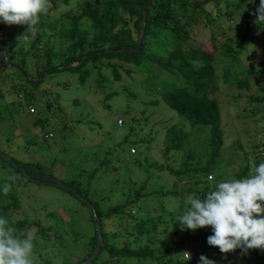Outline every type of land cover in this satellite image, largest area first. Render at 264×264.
I'll return each instance as SVG.
<instances>
[{"label": "trees", "instance_id": "16d2710c", "mask_svg": "<svg viewBox=\"0 0 264 264\" xmlns=\"http://www.w3.org/2000/svg\"><path fill=\"white\" fill-rule=\"evenodd\" d=\"M202 1L79 0L78 5L72 6L70 10L59 12L62 5L70 6L72 0H48V11L42 15L34 34L28 33L26 26L18 25L21 31L19 37L22 39L18 48L24 51V44L28 43L30 51H25L28 57L30 53L39 56L36 62L40 68L38 76L43 71L53 73L59 68H66L79 76L77 83L84 87L94 73L97 84L107 82V76L111 75L108 81L120 85L114 93L124 94L128 102L139 100L143 106L141 114L145 115L148 107L161 104H166L175 112L181 124L169 128L166 133L164 156L169 161H173L174 154L187 148L192 133L205 131L209 138V158L205 167L201 166L198 153H190L187 158L183 156L184 160L176 172L170 168L178 179L172 188L166 191L154 189L145 181L142 187L133 190L130 184L139 174L126 168V155L122 154L126 146H130L129 155L135 157L133 164H130L145 171L147 177L152 176L150 169L160 170L161 167L158 163H149V158H143V152L133 155L136 148L139 149L148 141L146 136L131 140L127 135L104 157L101 155L103 161L93 174L80 169L86 174L84 182L78 181L76 187L66 183L80 197L60 188L83 206L70 209L66 220L61 219L56 212V219V215L49 212L44 217L28 220L29 214L23 210L20 199H14L15 192L11 190V185L19 181L20 175L35 182L32 178L40 172L39 164H24L10 156L24 168L23 172L0 157L14 169L5 183L8 192L0 190V215L9 219L17 229V235H23L28 229L34 232V258H38L35 264H83L90 259L98 242L96 218L101 226L104 245L89 264H187L184 252L191 253L192 259L188 264H201L202 255L216 264H264V250L253 249L246 254L237 250L223 254L207 243L208 237L212 235L210 227L182 231L180 225L174 223L175 217L183 212L186 195L195 193L203 197L217 183L244 178L252 174L259 163L264 162V153L254 160L248 155L238 169L230 170L226 163L221 171L218 170L219 162L228 151L227 146L243 149L236 129L232 128L231 141L227 135L231 129L226 127L221 108V82L235 86V94L231 98L233 103L246 98L251 106L255 105L250 113L252 118L248 119L255 121V129L264 136V130L259 127L260 120L264 121V57L253 66L245 64L242 59L245 51L243 44L258 39L251 33L259 30L263 33L264 30L257 21H253L257 17L259 0ZM249 6L252 11L246 15L241 13ZM0 31L6 55L1 23ZM207 31L209 36L206 38ZM235 31L239 32V44L232 38ZM9 62L20 67L25 78L29 76L24 64L20 66L11 59ZM125 79L131 84H125ZM40 84L36 82L34 87L38 88ZM253 87L262 92V99L253 95L243 96L244 90L251 91ZM143 97L149 101L142 100ZM45 105L49 108V104ZM41 120L47 121L48 118L39 119L37 124ZM129 131L133 133L136 129L130 126ZM247 133L250 136V131ZM41 138L44 142L57 141L48 130ZM259 148L261 146L255 144L252 153L258 152ZM110 153H115L117 157L111 158ZM229 160H233V157ZM30 168L36 171L29 172ZM103 172L113 177L112 182H105ZM122 173H129L133 178H129V182L121 181ZM225 174L230 177L226 178ZM210 175L215 176H212V181L208 180ZM113 195H120L123 202H108ZM155 195L164 199H160L159 208H154L153 213L148 210L147 202ZM100 196L103 198L100 199ZM166 197L178 201L180 206L176 211L165 212L168 202ZM168 217H173L174 221H169ZM84 219L88 221L87 231L85 228L83 231ZM62 232L72 234L71 244H66Z\"/></svg>", "mask_w": 264, "mask_h": 264}, {"label": "rangeland", "instance_id": "374dc122", "mask_svg": "<svg viewBox=\"0 0 264 264\" xmlns=\"http://www.w3.org/2000/svg\"><path fill=\"white\" fill-rule=\"evenodd\" d=\"M78 1L72 0L70 6L62 5L59 8V12L70 10L72 6L78 5ZM250 11H252V8L249 6L241 13L246 15ZM257 19L258 17H255L253 21L256 22ZM1 28L8 59L20 64V66L24 64L25 66L23 65V67L28 71L30 77L28 79L25 78L21 73L22 70L20 72L10 68H7L0 75V153L11 156L24 164H39L40 172L44 175H49L65 184H71L73 187H76V183L80 180L84 182L86 178L85 171L80 169H85L89 171V174H93L103 161L106 152L114 149V145L122 142L127 135L131 137V140H135L139 136H146L148 141L145 145L139 149L134 148L136 151L134 152L135 154H132L139 155L140 152H143V158H149V163H158L159 167H161L160 170L150 169L152 176L147 177L145 171H140V169L132 165L135 157L129 155L130 146H126L122 153L126 155L124 157L128 166L126 168L139 174V177L135 178L134 182L130 184L133 190L142 187L145 181L148 182L149 187L154 189L166 191L172 188V185L178 180L175 178L174 172L180 168L184 160L183 156L187 158L190 153H198L201 156L198 159L202 163L201 166L205 167L207 165L209 138L206 137L205 131L198 130L192 133L189 144L184 151L179 154H174V151H172V155H176L173 161H169L164 156L166 148L165 138L168 129L181 124L180 118L166 104H161L158 107H148V112L145 115L141 114L143 106L139 100L128 102L125 100V98H128L124 94L114 93L119 89L120 85L108 81L111 75L107 76V82L97 84L96 73H94L89 77L88 84L84 87L82 84L77 83L79 76L74 75L66 68H59L58 71L53 73L43 71L46 73L41 79L43 72L38 76L40 68L37 67L38 65L36 66L39 56H34L30 53L28 57L27 52H25L30 51L28 43L24 44V51L18 48L22 41L19 37L21 31H19L18 25L1 23ZM263 33L262 30L253 31L251 35H255L258 39L255 42H250V44H243L245 51L242 59L245 64L253 66L256 61H261L264 57ZM238 35L239 32L235 31L232 38L239 44ZM208 36L209 33L207 31L205 37L207 38ZM257 45L258 47L256 48ZM15 50L16 53H13ZM34 80L37 83L41 82V86L35 88ZM124 82L128 85L131 84V81L127 79ZM221 85L223 88L220 103L224 122L226 127L231 129L230 134H227L229 141L232 139V128H234L237 130V136L242 143L243 149L239 150L237 147L227 146L228 151L218 165L219 171L226 163H228L227 167L230 170L238 169L243 164L246 156L250 155L252 160H254L256 156L264 153V136L263 134L260 135V131L258 132L255 129V121L248 119L255 105L251 106L246 98L239 103H233L231 98L235 94V86L224 85L223 82H221ZM257 90H254V87L251 91L244 90L243 96L253 95L262 99V92ZM140 94L142 95V93ZM142 100L149 101L148 98L144 97ZM46 103L49 104V108L46 107ZM32 107L34 112H32ZM148 116L150 117L146 120L145 117ZM44 118H48V120H41L37 124L39 119ZM119 121L123 122L122 125L119 124ZM130 126L135 127L136 132L130 133ZM259 127L264 130V121L260 120ZM41 130L43 131L42 133ZM47 130L54 134V138H57L56 142L53 140L44 142L42 140L41 136ZM187 130H189L188 127ZM248 131L251 133L250 136H248ZM255 144L260 145L261 148H259L258 152L252 153V147ZM110 156L111 158L117 157L115 153H110ZM231 156L233 160H229ZM227 160L233 163L230 164ZM131 162L132 164H130ZM170 168L175 169L173 170L174 172ZM28 170L31 173L36 171L33 168ZM13 172L14 169L9 164L6 165L0 158L1 187L5 185L6 180ZM99 173L101 174L102 171ZM103 174H105L102 176L105 182H112L113 177L111 175L109 177L105 172ZM212 176L213 178L215 177L214 175ZM225 177L229 178L230 176L225 174ZM129 178L132 179L133 177L129 173H122L120 180L129 182ZM208 179L212 181L209 177ZM18 180V182L11 185V190L15 192L14 199H20L23 210H27V215L29 214L28 220L33 221L44 217L49 212H53L56 215L55 219L59 215L61 219L66 220V214L70 209H74L79 205L83 208L81 203L76 201L71 194L58 187L31 182L25 175L18 176ZM7 183L9 184L10 182ZM160 195H155L147 202L149 211L154 213V208H159ZM94 198L97 197L94 196ZM102 198L103 196L100 199ZM122 199L120 195H113L109 197L108 202L117 204ZM163 199L161 200L163 201ZM166 199L169 200L167 197ZM168 204L176 208L174 202H167L166 205ZM166 208L167 212L171 209V207ZM171 221L173 222L174 220L171 219ZM82 224L83 231L84 228L87 231L88 221L84 219ZM48 225L49 223L47 222L46 226ZM172 228L170 223L171 231ZM62 234H65L64 240L66 244L73 242L71 233L62 232ZM161 240L163 241L162 237ZM37 260L36 256L34 264Z\"/></svg>", "mask_w": 264, "mask_h": 264}, {"label": "clouds", "instance_id": "9594fccd", "mask_svg": "<svg viewBox=\"0 0 264 264\" xmlns=\"http://www.w3.org/2000/svg\"><path fill=\"white\" fill-rule=\"evenodd\" d=\"M47 3L48 0H0V23L24 25L28 33L35 32L42 15L48 11ZM256 15L257 22L264 27V0H259ZM122 123L119 121L120 125ZM209 178L212 179V176ZM0 190L7 193L8 185H3ZM71 190L73 193H70L74 195L75 190ZM167 198L168 202L176 205V208L166 205L171 207L168 212L176 211L180 206L178 201L173 197ZM171 219L173 217H168L169 221ZM174 223H178L182 231L210 227L212 235L208 237L207 243L223 254L237 250L245 254L253 249L264 250V162L259 163L254 172L244 178L217 183L203 197L195 193L186 195L183 212L175 217ZM34 240L31 229L23 235H17V229L9 219L0 215V264H34ZM183 256L187 264L192 259L189 252H184ZM200 262L216 264L203 255Z\"/></svg>", "mask_w": 264, "mask_h": 264}, {"label": "water", "instance_id": "95a60500", "mask_svg": "<svg viewBox=\"0 0 264 264\" xmlns=\"http://www.w3.org/2000/svg\"><path fill=\"white\" fill-rule=\"evenodd\" d=\"M206 1L207 0H204L202 2H206ZM149 3H150V1L145 6V9H144V12L145 13L147 12ZM140 46H141V44H140ZM86 59L84 61H82L81 63L83 64L86 61ZM0 61H1L0 75L7 68H10V69H13V70H18V71L21 72V68L18 67V66H16V65H14V64H12V63H10L8 61V58L5 55L4 46H3L2 37H1V31H0ZM21 73L24 74L23 71ZM45 73L46 72H43L42 73L41 79L43 78V76L45 75ZM27 79H28V77H27ZM36 82H34V83H36ZM0 157H2L4 160L8 161L9 163H11L12 165H14L15 167H18L21 171L24 172V168L23 167H20L18 165V163L16 161H14L13 159H11L9 156L0 153ZM32 179L35 182L42 183V184H48V185H52V186H56V187L62 188L64 190H66V191H69V192L73 193V191L70 188H68L63 182H61V181H59V180H57V179H55V178H53L51 176L44 175V174H42L40 172L38 173V175L36 177H33ZM74 195H78V194H76L74 192ZM95 220H96V227H97V231H98V242H97L96 248H95L92 256L90 257V259H88L87 261H85L83 264H89L98 255V253L101 251V249H102V247L104 245V241H103V238L101 236V226L99 224V220L97 218Z\"/></svg>", "mask_w": 264, "mask_h": 264}]
</instances>
